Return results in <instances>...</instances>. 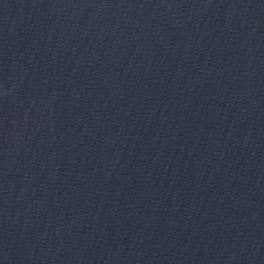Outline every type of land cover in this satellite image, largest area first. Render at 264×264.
<instances>
[{"label": "water", "instance_id": "water-1", "mask_svg": "<svg viewBox=\"0 0 264 264\" xmlns=\"http://www.w3.org/2000/svg\"><path fill=\"white\" fill-rule=\"evenodd\" d=\"M264 53V0H0V173L152 89Z\"/></svg>", "mask_w": 264, "mask_h": 264}]
</instances>
